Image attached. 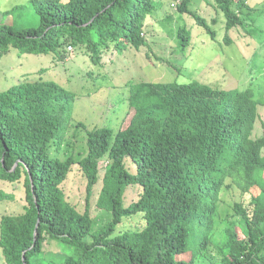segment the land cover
<instances>
[{
    "label": "trees",
    "instance_id": "trees-1",
    "mask_svg": "<svg viewBox=\"0 0 264 264\" xmlns=\"http://www.w3.org/2000/svg\"><path fill=\"white\" fill-rule=\"evenodd\" d=\"M162 1L29 0L36 27L5 23L10 10L0 13V58L14 49L19 56L55 53L64 60L67 51L78 49L100 64L112 49L123 53L146 45L147 17ZM212 1L225 20L224 44L234 42L230 31L264 34L259 4ZM190 5L180 0L176 8L215 39ZM177 36L181 49L190 44L184 27ZM75 99L74 92L42 78L0 91V180L24 193L21 213L0 216L4 264H34L48 240L69 245L71 252L47 264H264V99L253 88L137 81L117 130L73 124ZM71 129L85 132V153L60 158L56 152ZM75 166L85 180L80 209L62 188ZM98 185L99 220L91 214ZM129 186L141 192L125 205ZM232 190L249 195L247 206L229 200L238 219L219 209ZM13 198L0 190V200ZM136 215L141 228L116 234L124 218Z\"/></svg>",
    "mask_w": 264,
    "mask_h": 264
},
{
    "label": "rangeland",
    "instance_id": "rangeland-1",
    "mask_svg": "<svg viewBox=\"0 0 264 264\" xmlns=\"http://www.w3.org/2000/svg\"><path fill=\"white\" fill-rule=\"evenodd\" d=\"M247 1L250 5L259 4L257 11L262 14L259 25L264 30V0ZM179 2L180 0H163V7L147 17L144 47L138 50L128 48L123 53H115L112 49L110 53L103 55L102 62L97 65L90 61L83 50L78 49L67 51L64 60L58 59L55 53L19 56L16 50L12 49L0 58V91L27 79L54 80L76 94L70 111L73 124L81 122L88 129L110 127L114 130L120 127L127 115V97L131 84L141 80L177 83L197 81L216 88L237 90L250 86L264 99V34L254 31V35H247L240 29L230 31L234 42L226 45L223 43L222 29L225 20L212 0H191L190 8L208 21L216 32L215 39L210 38L194 17L177 11L176 4ZM4 11H9L2 17L5 23L14 24L16 27L38 25V17L29 0H0V13ZM213 18L217 20L216 24L212 23ZM181 27L191 35L190 44L184 49L179 47L177 36ZM257 128L260 133V121L257 122ZM73 129L68 131L66 141L56 152L60 158L70 154L79 157L85 153V132L78 129L74 133ZM51 152H54L53 148ZM124 161L128 170L134 172L135 164L129 158ZM102 173L103 169L100 176ZM84 185L85 180L77 166L62 184L68 201L77 205L78 209L83 204ZM16 188L0 180V190L11 193L14 197L12 200H0V216L19 214L23 211V189ZM99 188L98 185L92 197V215L98 214L95 201ZM140 192L138 186L127 187L124 204L136 200ZM229 200L243 201V205L247 206L249 195L243 196L239 191L232 190L219 205L222 215L238 219L237 215H233ZM99 217L100 214L96 219ZM143 223L139 215L124 218L116 228V234L139 229ZM42 248L43 250L32 258L34 264H47L51 260L60 262L71 252L69 245L55 240L44 242ZM209 252L215 255L213 247H209ZM0 264H4L1 252Z\"/></svg>",
    "mask_w": 264,
    "mask_h": 264
},
{
    "label": "built area",
    "instance_id": "built-area-1",
    "mask_svg": "<svg viewBox=\"0 0 264 264\" xmlns=\"http://www.w3.org/2000/svg\"><path fill=\"white\" fill-rule=\"evenodd\" d=\"M68 49L71 50V47L69 46Z\"/></svg>",
    "mask_w": 264,
    "mask_h": 264
},
{
    "label": "water",
    "instance_id": "water-1",
    "mask_svg": "<svg viewBox=\"0 0 264 264\" xmlns=\"http://www.w3.org/2000/svg\"><path fill=\"white\" fill-rule=\"evenodd\" d=\"M24 259V258H23Z\"/></svg>",
    "mask_w": 264,
    "mask_h": 264
}]
</instances>
